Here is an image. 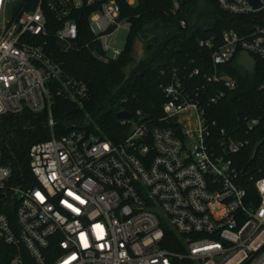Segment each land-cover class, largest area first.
I'll use <instances>...</instances> for the list:
<instances>
[{
	"label": "built area",
	"instance_id": "2783aa9c",
	"mask_svg": "<svg viewBox=\"0 0 264 264\" xmlns=\"http://www.w3.org/2000/svg\"><path fill=\"white\" fill-rule=\"evenodd\" d=\"M257 1L214 0L228 15L248 17L250 30L198 39L210 51L206 71L172 68L161 86L163 114L119 119L129 131L118 142L88 121L33 142L35 184L27 187L12 183L0 153V264H264V171L251 177V197L233 158L259 118L221 123L216 110L237 87L228 67L240 51L264 68V0ZM122 3L136 0H0V115L46 111L52 131L54 96L83 108L87 84L46 50L49 18L65 51L78 48L85 17L90 39L82 47L107 64L126 47L112 37L131 29Z\"/></svg>",
	"mask_w": 264,
	"mask_h": 264
},
{
	"label": "trees",
	"instance_id": "16d2710c",
	"mask_svg": "<svg viewBox=\"0 0 264 264\" xmlns=\"http://www.w3.org/2000/svg\"><path fill=\"white\" fill-rule=\"evenodd\" d=\"M172 1L136 0L132 6L122 3V15L129 17L131 29L122 54L107 64L98 62L82 47L90 39L85 17L78 23V48L65 51L57 46L55 21L49 18L48 33L43 38L46 50L64 63L69 74L87 84L89 99L83 108H78L68 99L54 96L52 131L46 111L0 115L1 160L11 169L13 184L25 187L35 184L28 166V148L33 142L47 140L52 134L56 137L67 134L74 127H83L85 121L94 123L98 136L118 142L129 131L116 118L118 110H126L133 116L139 111L147 119L158 118L163 114L165 101L161 86L168 83L172 68L178 67L180 74L201 67L202 72L206 71L210 51L200 48L198 39L210 35L218 38L226 29L239 33L250 30L248 17L228 15L214 0H177L178 11L172 9ZM207 2L210 9L206 8ZM183 19L186 24L182 27L179 21ZM245 24L249 29H244ZM141 37L146 38L144 55L136 63L131 52L134 41ZM235 62L228 67V73L237 79V87L216 105L217 119L231 124L237 119L244 122L245 118H259L258 126L245 135L250 144L233 157L244 170L243 186L247 194L256 197L251 177L264 171V87H260L264 68L257 61L253 74L243 73ZM202 72L193 78L198 83L202 82ZM256 141L263 144L250 161L249 154Z\"/></svg>",
	"mask_w": 264,
	"mask_h": 264
},
{
	"label": "water",
	"instance_id": "95a60500",
	"mask_svg": "<svg viewBox=\"0 0 264 264\" xmlns=\"http://www.w3.org/2000/svg\"><path fill=\"white\" fill-rule=\"evenodd\" d=\"M250 3H252L253 6H258L257 0H249ZM133 49L131 52V58L136 63L139 62V60L144 55V47L143 43L140 41V39H136L133 43ZM58 46H60L62 49H65V45L62 43H59ZM236 67L238 70H240L243 73L253 74L256 66V60L254 57L249 55L246 51H240L238 55L236 56ZM132 115L130 112H127L126 110H118L116 113V118L118 119H131ZM178 131L180 132V129L178 128ZM262 142L256 141L255 145L253 146L250 154H249V160L253 161L255 154L257 152V149L261 145Z\"/></svg>",
	"mask_w": 264,
	"mask_h": 264
},
{
	"label": "rangeland",
	"instance_id": "374dc122",
	"mask_svg": "<svg viewBox=\"0 0 264 264\" xmlns=\"http://www.w3.org/2000/svg\"><path fill=\"white\" fill-rule=\"evenodd\" d=\"M206 8L207 9L211 8L208 2H207ZM128 33H129V31L127 29L118 30V32L115 34V36L112 37V39L110 40V44H112L113 46H118L120 48H123L125 46V42H126V38H127ZM140 41L143 43V47H145L146 38L141 37ZM129 68H131V66H129Z\"/></svg>",
	"mask_w": 264,
	"mask_h": 264
}]
</instances>
